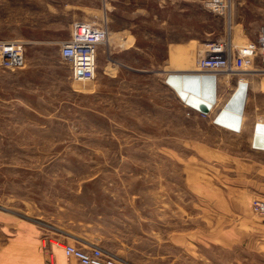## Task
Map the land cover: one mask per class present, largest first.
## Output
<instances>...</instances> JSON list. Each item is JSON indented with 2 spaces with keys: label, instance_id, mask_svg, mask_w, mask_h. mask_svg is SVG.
<instances>
[{
  "label": "rangeland",
  "instance_id": "obj_1",
  "mask_svg": "<svg viewBox=\"0 0 264 264\" xmlns=\"http://www.w3.org/2000/svg\"><path fill=\"white\" fill-rule=\"evenodd\" d=\"M203 1L0 0V41L24 42L26 59L20 69L0 66V253L22 241L19 228L42 222L124 264H264V232L242 222L264 225L252 210L264 197L247 209L237 196L252 187L250 165L260 159L249 139L264 121V74L261 85L249 81L244 134L229 138L208 115L180 108L163 71H195L209 42L240 50L255 41L264 0H233L230 17ZM104 20L96 79L75 82L60 43L75 21ZM125 29L141 50L120 47ZM176 43L183 47L168 65Z\"/></svg>",
  "mask_w": 264,
  "mask_h": 264
},
{
  "label": "built area",
  "instance_id": "obj_2",
  "mask_svg": "<svg viewBox=\"0 0 264 264\" xmlns=\"http://www.w3.org/2000/svg\"><path fill=\"white\" fill-rule=\"evenodd\" d=\"M206 8L222 16H231L233 0H204ZM107 21H75L71 24L69 39L60 43V56L70 67V77L75 82L94 81L98 63V48L107 43ZM197 57L195 72L217 73L223 71L264 74V27L255 41L240 50H234L223 40L209 42ZM25 43L18 40L0 41V66L16 70L25 66ZM200 115L206 116L200 113ZM252 210L264 216V200H253ZM44 232L42 246L47 251V264H58L55 250H60L65 264H124L110 250L68 234L49 224L40 223Z\"/></svg>",
  "mask_w": 264,
  "mask_h": 264
},
{
  "label": "crops",
  "instance_id": "obj_3",
  "mask_svg": "<svg viewBox=\"0 0 264 264\" xmlns=\"http://www.w3.org/2000/svg\"><path fill=\"white\" fill-rule=\"evenodd\" d=\"M109 1H127V2H133V1H139V0H109ZM114 9L112 10H107L109 11L110 15H116L115 11H117L116 5H114ZM84 8V7H83ZM88 9H90V11H93V14H97L100 13L102 11H105L104 9L101 8H95V7H87ZM84 8V9H87ZM103 13V12H102ZM104 14H106L104 12ZM120 38L119 40L121 41L120 47H122L125 50H141V46L139 45V38L138 36L133 33L132 31H130L129 29H125L123 32H120ZM195 40L190 39V42H194ZM183 47L182 44H172L170 45V52L168 55V59L167 62H165L168 65H171L172 62L177 61L179 55H178V51L179 49ZM176 63V62H175ZM123 67V69H127L130 71H134V72H141L139 70L136 69H132V67L128 64V63H120ZM121 69V68H118ZM166 73V76L168 75V73L171 72H190L189 70H185V69H165L163 70ZM119 73V72H118ZM117 73V74H118ZM217 76V103L216 105L213 106V108L211 109V111L209 112L208 118L206 119L210 125V127L216 131H220L222 133H224L226 136H228L229 138L231 137H238L240 135H243V130H244V121H245V116H246V110L248 108V98L246 101V106H245V111H244V116H243V122H242V129L240 132H235L232 131L230 129L224 128L222 126H219L217 124H215L214 119L218 116V114L221 112V110H223L224 106L227 104V102L230 100V98L232 97L233 93L236 91L239 82H241L242 80L247 81L248 85H250L249 81L250 80H256L260 85L262 84V75L259 72L256 71H251V72H236V71H223V72H217L215 73ZM220 82H219V81ZM168 90L175 95L176 99L178 100L179 106L181 109L184 110V112H188L191 111L194 113V118H198L200 117L198 114H200V112H197L196 110L188 107L178 96V94L175 92L174 89H172L170 86H167ZM224 88H227L226 90H224ZM250 88V86H249ZM260 122V121H258ZM257 123V122H256ZM254 124L253 128H252V132H251V137L249 139V151H251L253 153V155L260 156V159L258 158H252V164L250 165V170L252 171L251 176L254 178L251 182L252 187H247L244 188L241 193L237 192V196L238 195H242L241 198H247L246 201V205L244 207H246L247 209H249V203L252 199H254L255 197H264V150H258V149H254L252 147V143H253V136H254V129H255V125ZM220 144H222V141L220 142ZM218 150L215 149L214 151L220 152L222 154V156L228 157L231 160H242L241 157H239V155H232V151L228 150V149H222ZM263 153V154H262ZM254 156V157H255ZM224 157V158H225ZM262 157V158H261ZM247 176V174H245ZM246 185H248L246 183ZM229 190V188H227ZM225 192V191H223ZM227 195V199L226 201H234L237 199V196L235 197H231V199L229 198V194ZM225 199V195L223 200ZM231 206V205H230ZM234 205H232L233 207ZM247 216H250V214H248ZM244 220H242L243 225L245 227L246 230L254 232H264V225H260L258 223L255 222H249V218L250 217H243ZM42 222H38L35 226L38 228V230H32L30 231L31 233H27L25 231V228L18 229L17 235L18 237H20L22 239V241H13L11 244H9L8 246H6L2 252L0 253V264H47V259H48V254L47 251L43 248L42 246V239L44 237V232L41 230V228L39 227V224ZM68 233V232H67ZM29 234V236L27 235ZM69 234V233H68ZM38 235H40V241H38ZM74 236V235H72ZM77 237V236H75ZM78 238V237H77ZM55 255H56V260L58 264H65V258L63 256V253L60 250H55Z\"/></svg>",
  "mask_w": 264,
  "mask_h": 264
},
{
  "label": "water",
  "instance_id": "obj_4",
  "mask_svg": "<svg viewBox=\"0 0 264 264\" xmlns=\"http://www.w3.org/2000/svg\"><path fill=\"white\" fill-rule=\"evenodd\" d=\"M166 84L175 90L188 107L202 114H209L217 103V76L214 73L171 72L167 75ZM248 94V83L239 82L230 100L214 119L215 124L240 132ZM252 147L264 150L262 122H257L255 125Z\"/></svg>",
  "mask_w": 264,
  "mask_h": 264
},
{
  "label": "bare ground",
  "instance_id": "obj_5",
  "mask_svg": "<svg viewBox=\"0 0 264 264\" xmlns=\"http://www.w3.org/2000/svg\"><path fill=\"white\" fill-rule=\"evenodd\" d=\"M231 72V71H230ZM96 75H97V69L95 70V73H94V76H95V78H96ZM219 81V80H218ZM220 82V81H219ZM242 82H247V81H244V80H242ZM248 83V82H247ZM198 112V111H197ZM244 116V115H243ZM260 122H262V123H264V121H260Z\"/></svg>",
  "mask_w": 264,
  "mask_h": 264
}]
</instances>
